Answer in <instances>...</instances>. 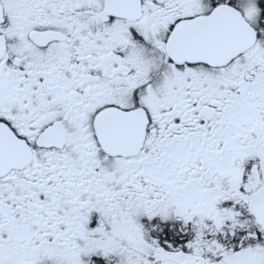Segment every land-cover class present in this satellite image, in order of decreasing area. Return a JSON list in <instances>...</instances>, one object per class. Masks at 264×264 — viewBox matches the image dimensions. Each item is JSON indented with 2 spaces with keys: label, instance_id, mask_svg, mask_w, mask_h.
I'll list each match as a JSON object with an SVG mask.
<instances>
[{
  "label": "snow or ice",
  "instance_id": "1",
  "mask_svg": "<svg viewBox=\"0 0 264 264\" xmlns=\"http://www.w3.org/2000/svg\"><path fill=\"white\" fill-rule=\"evenodd\" d=\"M0 264H264V0H0Z\"/></svg>",
  "mask_w": 264,
  "mask_h": 264
}]
</instances>
